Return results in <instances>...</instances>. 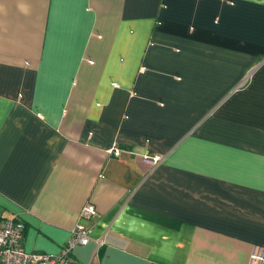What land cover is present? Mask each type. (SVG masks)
I'll list each match as a JSON object with an SVG mask.
<instances>
[{
    "label": "crops",
    "instance_id": "1",
    "mask_svg": "<svg viewBox=\"0 0 264 264\" xmlns=\"http://www.w3.org/2000/svg\"><path fill=\"white\" fill-rule=\"evenodd\" d=\"M6 218L49 254L85 224L72 264H249L264 247V0H0Z\"/></svg>",
    "mask_w": 264,
    "mask_h": 264
},
{
    "label": "built area",
    "instance_id": "2",
    "mask_svg": "<svg viewBox=\"0 0 264 264\" xmlns=\"http://www.w3.org/2000/svg\"><path fill=\"white\" fill-rule=\"evenodd\" d=\"M116 156L121 150L110 149ZM155 164L159 156L145 158ZM97 215L95 206L91 202L82 205L79 217L89 220ZM24 231L22 221L15 218L0 219V264H72V253L79 245H86L90 241L89 228L82 222H77L70 233V238L57 254L27 251L21 240ZM264 247L254 246L249 264H263Z\"/></svg>",
    "mask_w": 264,
    "mask_h": 264
},
{
    "label": "clouds",
    "instance_id": "3",
    "mask_svg": "<svg viewBox=\"0 0 264 264\" xmlns=\"http://www.w3.org/2000/svg\"><path fill=\"white\" fill-rule=\"evenodd\" d=\"M20 10H21L22 12L27 13V8H26L25 6H23V5L20 6Z\"/></svg>",
    "mask_w": 264,
    "mask_h": 264
}]
</instances>
